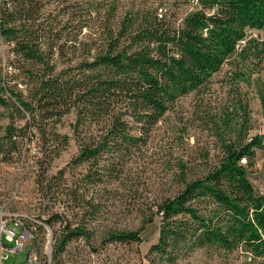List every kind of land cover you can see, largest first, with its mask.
<instances>
[{"label": "trees", "instance_id": "trees-1", "mask_svg": "<svg viewBox=\"0 0 264 264\" xmlns=\"http://www.w3.org/2000/svg\"><path fill=\"white\" fill-rule=\"evenodd\" d=\"M45 4L44 0L0 1V38L14 57L9 66L23 77L28 90L25 96L0 86L14 98L6 99L0 91V104L22 117L29 114L18 135L24 137L27 128L38 126L48 163L69 144L70 137L58 133L56 126L75 112L71 127L79 153L74 162L90 166L84 183L118 179L126 160L147 143L153 127L176 101L208 86L225 67L236 90L264 68V39L255 35L264 29V0H199L178 26L162 7L143 15L126 12L121 19L114 15L115 8L110 9L101 30L91 42L83 43L81 57H67L61 68L56 53L66 57V49L74 46L59 44L61 36L46 18ZM240 107L245 119L237 136L225 143L218 163L199 177H182L183 187L157 206L154 215L160 216L161 225L159 240L148 252L152 264L157 258L173 262L183 250L194 248L242 249L264 259V193L256 195L249 179L256 152L264 145L260 135L246 141L252 129L250 112L248 103ZM14 136L10 130V151L18 150ZM34 137L35 131L28 141ZM4 146L2 142L0 149ZM64 174L61 170L47 177L48 184L65 180ZM83 203L95 213L92 201ZM154 215L137 230L109 231L107 240L141 243V233ZM59 219L55 214L47 222ZM90 234L84 225L67 223L54 233L53 257L74 238Z\"/></svg>", "mask_w": 264, "mask_h": 264}, {"label": "rangeland", "instance_id": "rangeland-1", "mask_svg": "<svg viewBox=\"0 0 264 264\" xmlns=\"http://www.w3.org/2000/svg\"><path fill=\"white\" fill-rule=\"evenodd\" d=\"M44 2L46 18L53 23L54 33L61 36L59 44L66 42L67 48L74 46L66 49V57L56 53L60 68L67 57H81L83 43L91 42L95 33L101 30L110 9L115 8L114 15L121 19L126 12L143 15L162 7L178 26L188 12L197 7L188 0ZM9 48L0 38V86L21 91L26 96L28 90L22 82L23 77L17 76L18 71L14 68H7L14 59ZM226 70L227 67L215 74L208 86L179 98L153 127L147 143L126 160L120 177L103 184L84 183L90 166L74 162L79 153L71 127L76 122L75 112L65 115L56 126L58 133L70 137L69 144L59 157L48 163L43 155L38 126L27 128L24 137L18 135L29 114L22 117L14 108L0 104V144L5 145L0 149V191L10 197L16 195L12 208L46 219L59 214L60 219L49 224L54 233L62 231L67 223L72 227L84 225L91 232L89 237L74 238L57 257L52 255L53 264H152L148 252L159 240L161 225L160 216L154 215L157 206L183 187L182 177L188 180L199 177L218 163L225 143L237 136L245 119L240 103H248L246 111L250 112L252 129L246 141L260 135L263 123L260 113L253 109L252 79L248 83L241 82L236 90L227 79ZM1 93L6 99L14 100L7 91ZM230 117L232 120L227 121ZM10 130L15 133L13 139L18 141V150L10 151ZM34 131L35 137L28 141ZM49 145L53 147V141ZM260 152L254 170L249 174L256 195L264 193V153ZM61 170H65V180L57 178L49 185L48 179L59 175ZM83 201H92L96 206L94 214L87 210ZM153 215V221L141 233V243L107 240L109 231L137 230L144 219ZM40 231L37 247L42 252L45 230L40 228ZM29 250L30 245L22 252L10 254L7 263L23 261ZM156 261V264H264V259L242 249L226 252L211 248L185 249L173 262H159L158 258Z\"/></svg>", "mask_w": 264, "mask_h": 264}, {"label": "built area", "instance_id": "built-area-1", "mask_svg": "<svg viewBox=\"0 0 264 264\" xmlns=\"http://www.w3.org/2000/svg\"><path fill=\"white\" fill-rule=\"evenodd\" d=\"M197 5L199 0H190ZM162 9L160 10V12ZM214 9L212 10V12ZM242 40L240 45H244ZM12 70L11 66L7 67ZM241 163L246 165L247 159ZM16 195L10 197L0 191V264H53L52 253L54 232L44 216L28 214L12 208V201ZM40 228L45 230L43 251L37 247L41 237ZM30 245V250L23 261L7 263L10 254L24 251Z\"/></svg>", "mask_w": 264, "mask_h": 264}, {"label": "crops", "instance_id": "crops-1", "mask_svg": "<svg viewBox=\"0 0 264 264\" xmlns=\"http://www.w3.org/2000/svg\"><path fill=\"white\" fill-rule=\"evenodd\" d=\"M255 35H258L261 39H264V29L256 31ZM252 88L254 90V98L252 102L253 109L260 113L259 117L261 119V122L263 123L262 128L260 130V135L262 136V141L264 145V68L260 73H257L253 76ZM258 152H260V154H263L264 148L257 150L256 159Z\"/></svg>", "mask_w": 264, "mask_h": 264}]
</instances>
